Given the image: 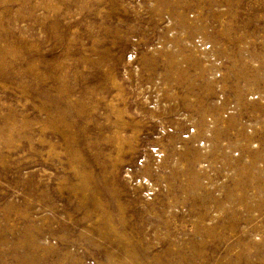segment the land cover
I'll list each match as a JSON object with an SVG mask.
<instances>
[{
	"label": "rangeland",
	"instance_id": "1",
	"mask_svg": "<svg viewBox=\"0 0 264 264\" xmlns=\"http://www.w3.org/2000/svg\"><path fill=\"white\" fill-rule=\"evenodd\" d=\"M0 264H264V0H0Z\"/></svg>",
	"mask_w": 264,
	"mask_h": 264
}]
</instances>
